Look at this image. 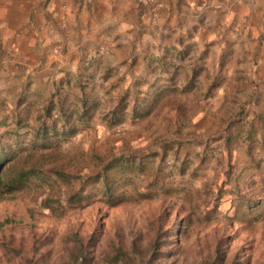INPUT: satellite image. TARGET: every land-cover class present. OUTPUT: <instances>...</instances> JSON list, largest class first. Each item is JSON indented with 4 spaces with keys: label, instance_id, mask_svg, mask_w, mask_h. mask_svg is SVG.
Segmentation results:
<instances>
[{
    "label": "rangeland",
    "instance_id": "1",
    "mask_svg": "<svg viewBox=\"0 0 264 264\" xmlns=\"http://www.w3.org/2000/svg\"><path fill=\"white\" fill-rule=\"evenodd\" d=\"M0 160V264H264V0H0Z\"/></svg>",
    "mask_w": 264,
    "mask_h": 264
},
{
    "label": "trees",
    "instance_id": "2",
    "mask_svg": "<svg viewBox=\"0 0 264 264\" xmlns=\"http://www.w3.org/2000/svg\"><path fill=\"white\" fill-rule=\"evenodd\" d=\"M116 163H117V161H116ZM116 163L115 164H112V166H111V168H109V170L115 168ZM4 164H5V162H2V161L0 162V182H2V181L5 182V180H8L9 183L7 182V184H11V186H13L14 188H18V187L20 188L21 185L23 184L24 180H26L27 178H30V176L34 173L33 171H29L27 173L26 172H22L18 176L17 179H14V178L13 179H10V175H6L5 176V174H3ZM108 172L109 171H107V173ZM107 173H104L103 176L101 175L102 182H103V186H106V187L108 186V180H109V177H108V174ZM74 198H75V196H74ZM85 260L87 261V259H85ZM84 264H86V263H84Z\"/></svg>",
    "mask_w": 264,
    "mask_h": 264
}]
</instances>
